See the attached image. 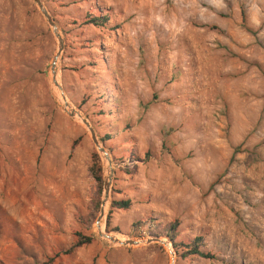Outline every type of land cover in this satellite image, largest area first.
I'll return each instance as SVG.
<instances>
[{"label":"rangeland","instance_id":"obj_1","mask_svg":"<svg viewBox=\"0 0 264 264\" xmlns=\"http://www.w3.org/2000/svg\"><path fill=\"white\" fill-rule=\"evenodd\" d=\"M40 1L110 159L103 231L173 250L175 223L212 258L96 235L107 164L53 93L56 39L32 0H0V264H264V0ZM76 233L91 242L62 255Z\"/></svg>","mask_w":264,"mask_h":264},{"label":"trees","instance_id":"obj_2","mask_svg":"<svg viewBox=\"0 0 264 264\" xmlns=\"http://www.w3.org/2000/svg\"><path fill=\"white\" fill-rule=\"evenodd\" d=\"M90 22H93V24H97L98 19L95 17V19H91ZM91 161L92 164L90 166V172L92 174L93 179L99 183L100 182V167L98 164V157L95 152L91 154ZM128 206V201L127 200H112L110 202V207L115 208V209H125ZM175 228V223L170 224L166 227L165 231L163 232L162 235H164L172 245L173 250L175 253L177 252L178 249L181 250L180 257H199V258H204V259H211L212 255H210L207 252H204L201 249V239L200 237H193L190 242L188 243H176L173 241L174 235L172 233V230ZM91 242V238L89 236H84L79 233L75 234V239L71 243V245L65 249L64 251L61 252L62 255H66L71 253L73 250L76 248H79L83 245H87Z\"/></svg>","mask_w":264,"mask_h":264},{"label":"water","instance_id":"obj_3","mask_svg":"<svg viewBox=\"0 0 264 264\" xmlns=\"http://www.w3.org/2000/svg\"><path fill=\"white\" fill-rule=\"evenodd\" d=\"M32 2L34 3V5L36 6L37 10L40 12V14L42 15L43 19L45 20L46 24L49 26V28L51 29V32L53 34V36L55 37L56 39V44H57V51L55 53V55L53 56L52 58V61H51V67L53 66L54 64V59L59 55L60 51H61V48H62V41H61V38L58 34V32H54L55 31V25L52 21V19L50 18L49 14L47 13V11L44 9L42 3L40 0H32ZM53 29V30H52ZM55 85L56 83L53 82ZM59 89H61V87L57 86ZM62 91V89H61ZM63 93V92H62ZM61 98L65 99V96L64 94L61 95ZM63 107L65 108H68V110L66 111L65 109H63ZM63 107H61L62 111L70 118H79V122L83 125V127L86 129L88 135H89V138H90V141L91 143L93 144V146L95 147L96 151L101 155V154H104V156L107 155V153L105 152L104 148L102 147V145L100 144V142L97 140L96 136H95V133H94V130L92 129V127L89 125L88 121L83 118L79 112L74 109L73 107L70 106V104L66 101L63 102ZM76 117V118H75ZM103 158V157H102ZM107 159V158H106ZM110 176H111V169H110V159L108 158L107 159V176L104 178L103 180V185H102V200L100 202V209H99V214L98 216L96 217L95 222H97L100 218V216L102 215L103 213V205H104V202L107 200V197H108V191H109V184H110ZM158 240V238H148L146 239V243H150V242H156ZM135 242L134 240H130V239H125V241L121 244V245H134Z\"/></svg>","mask_w":264,"mask_h":264},{"label":"bare ground","instance_id":"obj_4","mask_svg":"<svg viewBox=\"0 0 264 264\" xmlns=\"http://www.w3.org/2000/svg\"><path fill=\"white\" fill-rule=\"evenodd\" d=\"M22 27V25H20V28ZM24 29V28H23ZM22 30V29H21ZM53 30V29H52ZM22 32V31H21ZM54 32H57V29L55 27V31ZM20 34V33H19ZM8 37V36H7ZM21 37L19 35V37H17V40H19ZM10 39H12V37H10ZM21 40V39H20ZM17 42V41H16ZM12 49H14V51H17V52H21L22 51H25L27 49V46L24 45L23 43H17V44H12ZM57 59H58V56L54 59V64H53V67H52V70H51V82H52V86H53V93L55 94V96L59 99V101L61 102L62 104V107H63V102L65 101L66 102V98L63 99L61 98V95L63 94L61 89H59L57 86H58V82H57V74H56V70L55 68L56 67V62H57ZM55 82L56 85L53 83ZM66 111L68 110V108H65L63 107ZM76 118V117H75ZM79 120V118H77ZM80 121V120H79ZM106 152V151H105ZM104 160H105V163L107 164V159L109 158L108 156V153L106 156H104V154H102ZM107 158V159H106ZM104 210V208H103ZM103 215V213H102ZM102 215L100 216L99 220L95 223L94 225V231L96 233V235L106 241H109V242H113L115 245H121L125 239L127 238H124V236H116V235H113V234H107L105 233L103 230V223H102ZM159 240V239H158ZM135 244L133 246H139V245H143L145 242H146V239H138V240H134ZM159 243L163 244L165 249L167 250V252L170 254L171 256V259L174 260V253H173V250L171 249V246L169 245V243L167 241H164L163 239H160L159 240ZM146 244V243H145Z\"/></svg>","mask_w":264,"mask_h":264}]
</instances>
